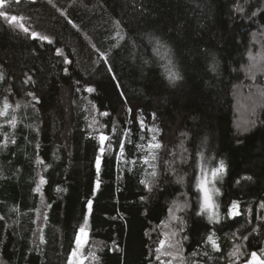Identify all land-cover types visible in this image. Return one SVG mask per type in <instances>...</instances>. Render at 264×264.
<instances>
[{
	"label": "trees",
	"instance_id": "trees-1",
	"mask_svg": "<svg viewBox=\"0 0 264 264\" xmlns=\"http://www.w3.org/2000/svg\"><path fill=\"white\" fill-rule=\"evenodd\" d=\"M0 2V264H68L85 220L83 264L264 260V0Z\"/></svg>",
	"mask_w": 264,
	"mask_h": 264
},
{
	"label": "snow or ice",
	"instance_id": "snow-or-ice-1",
	"mask_svg": "<svg viewBox=\"0 0 264 264\" xmlns=\"http://www.w3.org/2000/svg\"><path fill=\"white\" fill-rule=\"evenodd\" d=\"M3 4H4V0H3ZM3 4H2V6H3ZM4 16H5V13L0 11V17H4ZM16 19H17L16 16H12L11 17L12 21H15ZM25 31H27V29H25ZM33 38H36V34L35 33H33ZM119 38L122 40L123 36H120ZM42 39H47V38L43 37ZM155 43H156V48L154 49V51H156L157 53H158L160 48L165 47L163 44H161L159 39H156ZM59 51L60 50L58 49L57 52L59 53ZM162 59H163V57H162ZM65 63H68L67 59H65ZM164 67H165V72H166V75H167V79L169 80L170 83H174L175 81L180 79L179 73L174 70V66L172 65V61L170 59L168 60L167 64ZM213 70H215V69H213ZM109 71H112V69L109 68ZM29 79H30V77H29ZM25 83H27V81H25ZM85 90L87 92H89V93H91L93 91V89L91 87H88ZM28 95L31 96L32 93H28ZM33 98L35 99V97H33ZM8 107H9V105L7 104V102H5L4 109L6 110ZM3 115H5V112L4 111H0V116H3ZM102 115L107 116L108 113H102ZM11 123H12V126L15 127V125H16L15 119H13L11 121ZM140 124H141V132H143V130L146 127V125H144V122L142 120L140 121ZM148 131L151 134V139L149 140V142L147 144L148 155L142 158V162L144 164H149L148 156H151L152 159L156 158L154 153L152 152L153 149L161 148V144L157 141L158 130L155 129V128H149ZM140 139L143 140L144 137L141 136ZM106 140H109V137H107V136H105L103 134H101L99 136V142L101 144V148H100V152L101 153H103L105 151L103 146H104V143H105ZM14 142L15 141H13V143ZM108 146L111 147V143H109ZM137 147L138 148H143L144 146L143 145H137ZM123 155H124V142L121 141L120 142V156H123ZM118 160H119V157H118ZM133 163H135V161H133ZM100 166H101V156L98 155L96 157L97 171H99ZM152 167H154V165H152ZM223 172H224V163H223V161H220L218 167L212 168L210 170L209 169H202L201 173H199L197 175L196 188L201 194L200 195L201 212H203L205 209H211L213 207L219 208V205H216V204L213 203L212 195L213 194L216 195V196L220 195L219 189L216 188L215 181L220 178V175ZM156 174L157 173L155 171H153L151 173V175L153 177H155ZM182 182H183L182 179L178 181V183H182ZM40 183H44L43 179H41ZM141 183L145 184L146 187L148 186L147 182L144 181V180H141ZM97 186H99V185H97ZM91 205H92V202L89 201L88 202V207L91 208ZM261 206L264 207V204H262ZM238 209H239V206H238L237 202L233 201L232 204L228 207V216L229 217H235V216L239 215V210ZM170 211H171V209H170ZM198 215H199V213H198ZM213 218L219 219V218H222V217H216V214L212 213L209 216L210 222L213 220ZM173 219H176V217L173 216ZM86 227H87V220H85L84 226H82V227H80L78 229L77 238H76L77 245L80 244V235L81 234H85ZM213 235H209L208 236L207 242H210L214 248L219 250L218 246L215 243V240L213 239ZM244 239H247V237H244ZM163 243L164 242L161 241V245H163ZM157 251L159 252L160 249L158 248ZM261 251L264 252V249H261ZM236 252H237V254H239V248H237ZM74 255H75V250L73 251V253L70 254L69 264H72V256H74ZM193 255L195 256L196 253H193ZM237 258H239L238 255H237ZM157 259H159V257H157ZM247 264H264V260H258L257 259V253L256 252H252L251 253V259L247 262Z\"/></svg>",
	"mask_w": 264,
	"mask_h": 264
},
{
	"label": "rangeland",
	"instance_id": "rangeland-1",
	"mask_svg": "<svg viewBox=\"0 0 264 264\" xmlns=\"http://www.w3.org/2000/svg\"><path fill=\"white\" fill-rule=\"evenodd\" d=\"M1 3V2H0ZM219 165H217L216 167H218ZM213 168H215V167H213ZM210 169H212V168H210ZM209 169V170H210ZM224 173V172H223ZM222 173V174H223ZM222 174L220 175V177L222 176ZM220 179V178H219ZM219 179H217L216 181H215V185H216V188H218L219 189V187H218V184H217V182L219 181ZM200 193V192H199ZM201 195V194H200ZM217 197L218 196H216V195H212V201H213V203L214 204H216V205H218V201H217ZM200 206V209H201V204L199 205ZM203 213H206V215L207 216H210L212 213H215L216 214V217H217V215H218V208H216V207H213V208H211V209H205L204 211H203ZM86 242H87V233L85 232V234H81L80 235V244L79 245H77V243H76V247H75V255L74 256H72V264H83L84 263V259L81 257V255H80V252H81V249L83 248V246L86 244ZM73 253V252H72ZM68 264H69V260H68Z\"/></svg>",
	"mask_w": 264,
	"mask_h": 264
},
{
	"label": "water",
	"instance_id": "water-1",
	"mask_svg": "<svg viewBox=\"0 0 264 264\" xmlns=\"http://www.w3.org/2000/svg\"><path fill=\"white\" fill-rule=\"evenodd\" d=\"M250 259H251V258H250ZM250 259H249V260H250ZM257 259L260 260L259 258H257ZM249 260H247L244 264H247V262H248Z\"/></svg>",
	"mask_w": 264,
	"mask_h": 264
}]
</instances>
